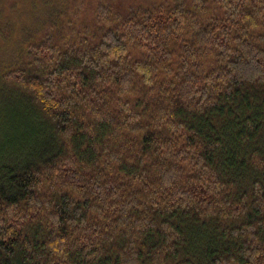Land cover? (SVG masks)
Here are the masks:
<instances>
[{
  "label": "trees",
  "instance_id": "16d2710c",
  "mask_svg": "<svg viewBox=\"0 0 264 264\" xmlns=\"http://www.w3.org/2000/svg\"><path fill=\"white\" fill-rule=\"evenodd\" d=\"M69 1L2 26L0 264H264V0Z\"/></svg>",
  "mask_w": 264,
  "mask_h": 264
},
{
  "label": "rangeland",
  "instance_id": "374dc122",
  "mask_svg": "<svg viewBox=\"0 0 264 264\" xmlns=\"http://www.w3.org/2000/svg\"><path fill=\"white\" fill-rule=\"evenodd\" d=\"M86 1H89L90 3L85 4ZM95 1L97 0H74L73 3L72 1L71 2L69 1V5L65 8L67 12L63 16V19L61 20L62 24H59L61 25L63 36H65L66 39L73 41L77 38L79 34H82L83 32H85L84 30H88V29L95 30L94 25L98 23L96 21H93V18L91 16L92 15L91 8ZM107 1L109 2V4L110 3L113 4L116 9L125 10L129 6L149 7L153 3L157 4V3L165 2L169 0H107ZM206 1L209 2L211 0H206ZM13 2L14 3L8 4V5H0V11H2L1 12L2 16L0 17L1 19L0 20V39L1 40H5L9 37L11 38V35H9L10 33H8V31L5 28H3L6 24H9L8 26L9 29H11L12 26L16 27V25H19V24L20 25L29 24L30 26H32L34 24H38L37 22H40V20L43 21L45 18V16L42 17L41 15L42 13L44 14V12H42L41 14L39 12L38 17H36L35 14L31 15L30 13L22 9V6H16L19 0L17 2L13 0ZM47 9L48 7L45 9V11L48 13ZM48 25L51 26V24H45V27H43V33L49 30ZM83 26H87V28Z\"/></svg>",
  "mask_w": 264,
  "mask_h": 264
}]
</instances>
